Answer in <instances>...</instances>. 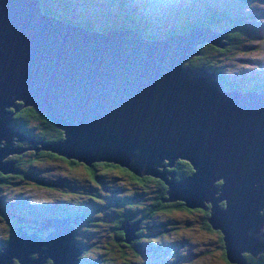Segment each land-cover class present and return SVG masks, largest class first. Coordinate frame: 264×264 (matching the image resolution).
Segmentation results:
<instances>
[{"label": "water", "instance_id": "1", "mask_svg": "<svg viewBox=\"0 0 264 264\" xmlns=\"http://www.w3.org/2000/svg\"><path fill=\"white\" fill-rule=\"evenodd\" d=\"M59 20L37 0H0V158L23 151L9 147L14 136L86 167L105 161L158 178L166 186L160 201L188 209L207 204L205 220L220 232L228 263L244 264L243 252L264 253V213L257 211L264 207V90L222 88L214 73L179 64L203 42L222 48L218 34L229 28L191 26L149 37L129 25L94 30ZM13 100L47 117L62 138L47 144L10 130L2 106ZM175 159L191 168L176 180L162 170ZM12 172L11 162L0 161L1 174ZM122 223L128 236L136 222ZM28 238L0 247V264L11 257L60 264L62 256L61 264H76L68 224L59 248L45 240L32 258L36 246H18Z\"/></svg>", "mask_w": 264, "mask_h": 264}, {"label": "trees", "instance_id": "2", "mask_svg": "<svg viewBox=\"0 0 264 264\" xmlns=\"http://www.w3.org/2000/svg\"><path fill=\"white\" fill-rule=\"evenodd\" d=\"M37 1L42 12L65 23L81 25L85 28H91L92 24L101 17L116 18L118 14H122L121 23L109 21V25L105 27L122 26L125 23L140 30L144 36L149 37L181 32L185 29L188 30L191 26L208 25L212 30H221L228 27L229 29L223 34V36L225 35L224 40H228L227 46L218 48L207 42L198 44L195 49L198 54L191 55L183 64V66L200 67L212 72L215 78L220 81L224 80L217 73L215 63L218 61L219 56L216 55L220 53L223 54L222 56L226 55L228 48L234 47L232 41H245L246 44L249 42L250 47L248 48H252L253 44L251 42L258 36L256 35L257 29L255 28L256 21L254 19L257 15L264 16V12L252 9V4H255L256 0H208L209 2L202 1L200 3L202 11L195 15V19L188 20L182 17L185 10L181 7H175L170 16L175 19V22L166 23V21L160 19L157 11H147L143 2L138 4L143 9L140 8L139 12L134 15L131 12L128 14L130 4L128 3V6L124 7L121 0H116L117 4L110 11L97 9L93 7L91 2L86 0H77L71 6L74 19L68 21L64 15L57 11L58 8L56 10L48 6V0ZM156 8L158 9V7ZM250 19L252 20L249 21ZM217 23L219 25L215 26ZM259 28L264 29V24H260ZM192 59L196 61H192ZM225 85L226 88L246 90L244 87L239 89L235 87V84L228 81ZM247 89L263 91L264 85L255 83ZM4 110L11 118L9 126L12 127V131H16L27 138L51 144L55 142V138L58 140L62 137V130L55 127L47 117L36 112L31 105H23L18 100H14L12 106ZM32 129L35 130L34 133H32ZM50 132L55 133L56 136L50 135ZM9 156L11 157L6 160L11 162L13 172L0 173V210L3 209V213L0 212V221L4 220V212L7 209L6 204L15 201L13 197H5L9 191H17L24 181L41 187L40 180L42 178L39 176L44 175V171L40 168L47 163L57 164L56 172L58 175L55 176V179H61L62 183L44 188L58 194L59 199H56L54 203L56 201L62 203V208L75 218V226L72 231L75 232L74 242L79 248L78 264H149L154 255L160 252L165 244L172 242L170 239L178 232L173 222L176 217L185 212L198 211L203 219L202 227L207 232L212 231L205 220L208 214L206 212L207 204H205L204 209L199 207L188 209L178 200L160 201L158 198H166V186L158 178L149 175L136 177L128 170L118 167L117 164L105 161L90 162L86 167L73 158L65 159L63 156L49 152L45 148H38L37 150L24 148L23 151ZM172 166L173 171L177 174L174 179L191 172L188 163L182 159H175ZM101 176L107 178L104 185H102L103 180L98 178ZM110 177L117 178L119 180L116 183L117 187L119 189L123 188L124 191L116 193L102 192L101 187L111 190V183L108 180ZM124 178L126 181L123 180ZM59 184L63 186L58 187ZM102 195L105 197L102 198ZM217 205L222 208V201H218ZM55 206L56 204L53 205V207ZM8 210L11 209L8 208ZM9 215L13 216L12 218L7 216L8 220L14 222L13 225H22L24 233L28 231V228L25 227L26 222L14 220L19 214L10 213ZM124 220L136 222L135 229H132L128 236L125 234V230L121 229ZM213 232L215 233V239L212 237V241L215 246H212L218 249L221 260L228 263L224 256L221 234L217 229ZM0 235L2 238L0 247H2L8 242L7 238L9 239V236L4 235L5 238H3L1 233ZM4 240H7L5 244ZM201 252H203L202 247L200 252L196 253L195 257L191 259L192 264H195L198 259L196 257ZM240 256L244 264H264V253L258 252L256 257H252L249 253L243 252L240 253ZM45 261L44 264L51 262L49 258H46ZM17 263L18 261L11 257V264Z\"/></svg>", "mask_w": 264, "mask_h": 264}, {"label": "rangeland", "instance_id": "3", "mask_svg": "<svg viewBox=\"0 0 264 264\" xmlns=\"http://www.w3.org/2000/svg\"><path fill=\"white\" fill-rule=\"evenodd\" d=\"M76 1L77 0H51V1L48 0L47 4L50 8L53 9L58 8L61 12L57 9L56 10L62 15H64L68 21H73L72 19L74 18L72 15L71 6L74 3H76ZM86 1L91 2L93 7L97 9H102L104 11H110L112 7L117 4L116 0H86ZM121 1L123 2L124 7H127L128 3L130 4V8H128V14L130 12L133 13L134 15L138 13L140 8H142V6L140 7L138 4L143 2L144 8L147 11L149 12L157 11L161 20L163 19L164 21H166V23H174L175 19L171 18L170 16L173 10H175V7H181L185 10L182 17H185L188 20L195 19V15L197 13H201L202 11V6L200 5V3L202 1H208V0H121ZM210 1H214V0H210ZM252 5H253L252 9L254 11L258 10L264 12V0H256V3ZM156 7H158V9ZM166 17L167 19H165ZM122 19H123L122 14H118L116 18L101 17L98 21L92 24L91 28L100 29L104 26L109 25L108 23L109 21H112V23H118V22L121 23ZM251 20L252 19H250L249 21ZM254 20L256 21L255 28L257 29L256 35L258 36L254 38L253 41L251 42L253 44L252 48H248L249 46L247 45L249 42L245 46L242 45L243 43L246 44L245 41L242 42L232 41V45L234 47L228 48L227 50L228 52L226 51L227 52L226 55L222 56L223 55L222 53L216 55L219 56L217 59L218 61L215 63V66L217 68V73L219 76H221V78H224L226 80V82L218 80L219 83L223 86L222 88L226 86L225 83H227V81L235 84V87L239 89L241 87L247 89L249 88V86H252L255 83H261L264 85V29L259 28L260 24H264V16L257 15ZM218 25H219L218 23L215 24V26ZM222 30L223 28L221 30H214V31L221 32ZM224 33L225 32H222L219 33L218 35L223 37V39H220V42L223 43V46H227L228 40H224L225 39V35L223 36ZM190 56H188L187 58H189ZM192 61H196V60L192 59ZM11 106L12 103L7 107L2 106V108L8 109ZM30 121L33 122L32 120ZM7 124L9 125L11 124L10 117L7 121ZM9 129L13 130L12 127ZM34 131L35 130L32 129V133H34ZM49 134L56 136L55 133L53 132H50ZM56 140L57 138L54 139V141ZM14 146H18L19 148H21L23 144L19 143L17 138L11 137L9 140V147L12 148ZM3 147H4V141L0 140V148ZM12 154L14 153H8L7 151L2 152V157L0 158V161L8 162V160L6 159L10 158L11 156L9 155ZM163 163L166 164V161H164ZM172 165L173 162L170 166H163L162 170L166 172H172L173 175L171 176V178H174V176H177V174L173 171ZM56 167H58L57 164L53 165L47 163L40 168L44 171V175L39 176L40 178H42L40 180L41 187H38L33 183H28L27 181H24L21 184V187L17 189V191L14 192L9 191V193L5 196L7 198L13 197L15 199V201H10L6 204L7 209L4 212L5 214L4 220L0 221V227H1L0 233L2 234L3 238H5L4 235H8L9 239L7 238V240L10 243H15L17 241L16 238H18L19 236L22 237L23 236L22 232H25L22 229V225H13L14 222L12 220H8L7 216L12 218L9 215L10 213L19 214L18 217L20 218H18V221H24V223L30 220V217L32 216L31 214L33 215L39 214L41 216H44V218H40L42 223L41 227L46 230V231L43 230L44 235L41 236V239L39 240L33 237V240L30 241L29 243L18 245V246H22L23 247L22 250L24 251L34 248L35 244H41L45 236H47L45 240H49V241L50 239L52 240L50 241V243L54 249H57V247L59 248L62 243L61 234L64 235V233H62L63 221L46 218L50 212L54 211L55 209H58L57 207H53V205H55L54 201L56 199H59V196L58 194L49 191L50 189H45L43 187V186H48L52 182L62 183L61 179H55V176L58 175L56 172ZM154 170L156 172H159L160 167L155 166ZM30 172L33 175L31 169ZM163 177L168 178L166 173H163ZM98 178L103 180L102 185H104L107 182L106 180L107 178H103L102 176ZM108 180H110L111 183L110 185L112 188L111 190H108V188L105 189L104 187H101L102 192L116 193V192L124 191L123 188L119 189V187H117L116 183L119 182L117 178L110 177L108 178ZM123 180L126 181L125 178ZM218 181L219 180L216 179L213 182L217 183ZM62 186L63 185L60 184L58 185V187H62ZM120 186L122 187V185ZM104 197L105 196L102 195V198ZM59 205H63V204L60 203ZM8 208L11 210H8ZM263 208L264 207L258 209L257 210L258 213L260 214L264 213ZM0 212L3 213V209H1ZM178 217H176V220L173 222L174 223L173 225L175 226L176 231L178 232H176V234L170 239L172 242H169L167 245L165 244L164 248L160 252L154 255V257L152 258L149 264H158V263L192 264L191 259L195 257L196 253L200 252L201 247L203 252L198 254L196 258H198L199 260L196 261L195 264H228V263H224L221 260V258L218 255L219 254L218 249H215L212 246V245L215 246V243L212 241V237L215 239V233L213 232V230L207 232L201 226L203 219L198 211H192V213L185 212ZM32 228L37 232V229L35 227ZM28 239L30 240L31 238ZM7 240H4V244L6 243ZM0 242H2L1 235H0ZM57 259L60 261L61 264L62 261L65 259V256L59 257Z\"/></svg>", "mask_w": 264, "mask_h": 264}, {"label": "flooded vegetation", "instance_id": "4", "mask_svg": "<svg viewBox=\"0 0 264 264\" xmlns=\"http://www.w3.org/2000/svg\"><path fill=\"white\" fill-rule=\"evenodd\" d=\"M247 44H245V46H246ZM250 45V43H248V45L247 46H249ZM250 47V46H249ZM223 80L226 82V80L223 78ZM32 150H37V146H35V145H31V146H29ZM175 161V160H174ZM174 161H173V164H174ZM173 167V166H172ZM173 175V174H172ZM179 178H181V177H177V179H179ZM172 179H174V178H172ZM174 180H176V179H174ZM43 187H52V186H50V185H48V186H43ZM54 204H56V206H58L57 208L58 209H55L54 211H52V212H50L48 215H47V217L46 218H49V219H57V220H60V221H63V225H62V227L64 228H66V225L68 224V226H70L71 228H73L74 229V226H75V218L73 217V216H71V213L69 214L64 208H62V206L63 205H59L60 204V202H55ZM55 206V207H56ZM202 209H204V208H202ZM32 216L30 217V220L28 221V222H26V224H25V227L26 228H28V231L26 232V233H24V232H22L23 234V237L25 238L26 236L27 237H29V238H31L30 240L29 239H27V243H29L30 241H32L33 240V237H35L37 240H39V239H41V236H43L44 235V231L43 230H45V229H43L42 227H41V225H42V223H41V220H40V218H44V216H41V215H39V214H36V215H33V214H31ZM66 222V223H65ZM55 224H58V223H55ZM55 224H53V225H55ZM29 225V226H28ZM202 226V225H201ZM32 227H35L36 229H37V232L32 228ZM126 227H128V226H126ZM46 231V230H45ZM128 231V230H127ZM30 233H32V234H30ZM74 234H75V232L73 233V231H72V239H73V241H74ZM38 237V238H37ZM47 238V236H45L44 238H43V242H44V240ZM42 242V243H43ZM35 244V246H36V249H35V252H31L29 255H28V257L29 258H32V257H34L37 253H38V251H37V249H39V248H42L43 247V244ZM46 259V258H45ZM45 259H44V262H46L45 261ZM199 259H197V261H198ZM44 262H43V264H44ZM10 264H11V260H10ZM76 264H78V258H77V256H76Z\"/></svg>", "mask_w": 264, "mask_h": 264}, {"label": "clouds", "instance_id": "5", "mask_svg": "<svg viewBox=\"0 0 264 264\" xmlns=\"http://www.w3.org/2000/svg\"><path fill=\"white\" fill-rule=\"evenodd\" d=\"M122 25H128V24H125V23H123ZM103 28H106L105 26L104 27H102V28H100V29H103ZM90 29H94V28H90ZM100 29H94V30H100ZM156 37H158V36H156ZM196 48H197V45H196ZM190 56V55H189ZM11 137H14V136H11ZM16 138V137H15ZM62 138V137H61ZM18 141H20L19 143H21V144H23V149L24 148H30L29 146H31V145H35V146H37V149L38 148H41L40 147V144L38 143V142H26V141H23V140H20V139H18ZM37 141V140H36ZM14 147H18V146H14ZM50 186H55L56 185V183H51V184H49ZM13 217V216H12ZM16 218L18 219V218H20V217H18V216H16ZM64 221V220H63ZM23 237V236H22ZM22 244H24V242L22 243ZM49 255V254H48ZM27 260V259H26Z\"/></svg>", "mask_w": 264, "mask_h": 264}, {"label": "bare ground", "instance_id": "6", "mask_svg": "<svg viewBox=\"0 0 264 264\" xmlns=\"http://www.w3.org/2000/svg\"><path fill=\"white\" fill-rule=\"evenodd\" d=\"M59 20V19H58ZM59 22H61V23H63L62 21H60L59 20ZM64 24H66V23H64ZM67 25V24H66ZM197 57V56H196ZM193 58V57H192ZM184 62L185 61H181L179 64H180V66H182L183 64H184ZM18 104V103H17ZM18 111V110H17ZM217 183H219V182H217ZM216 184V183H215ZM264 209V208H263ZM214 230V229H213ZM66 231V228L64 227L63 228V231H62V233H64ZM63 240V235L61 234V241Z\"/></svg>", "mask_w": 264, "mask_h": 264}]
</instances>
